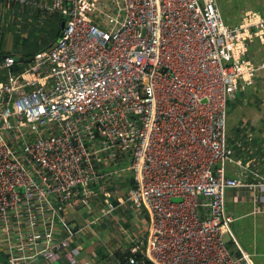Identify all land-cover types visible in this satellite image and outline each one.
I'll list each match as a JSON object with an SVG mask.
<instances>
[{"label": "built area", "instance_id": "built-area-1", "mask_svg": "<svg viewBox=\"0 0 264 264\" xmlns=\"http://www.w3.org/2000/svg\"><path fill=\"white\" fill-rule=\"evenodd\" d=\"M0 1L65 14L29 62L0 55V264H93L82 242L114 205L146 216L129 264H253L225 206L239 187L264 201V177L226 174L246 28L215 0ZM92 201L106 210L72 226Z\"/></svg>", "mask_w": 264, "mask_h": 264}, {"label": "crops", "instance_id": "crops-1", "mask_svg": "<svg viewBox=\"0 0 264 264\" xmlns=\"http://www.w3.org/2000/svg\"><path fill=\"white\" fill-rule=\"evenodd\" d=\"M215 3L224 23L246 28L240 33L238 45L243 50L238 54L245 67L252 70L251 75L245 74L236 81L227 96L226 149L232 161L226 165V174L255 183L258 176L264 177V0H215ZM39 16L35 9L21 11L11 3L0 1V55L13 54L18 64H24L52 44L59 37L65 14L59 11L41 20ZM41 21L52 28L57 24V35L50 28V32L37 38L32 24ZM29 33L32 43L25 44ZM18 37L22 42L16 40ZM257 193L252 187L227 189L225 206L234 217L230 228L237 243L250 253L253 264H264V201H254ZM114 206L82 242L80 256L90 257L93 264H129V239L145 229L143 212L131 205ZM104 210L106 205H79L72 209L74 213L70 214L68 209L67 212L73 217L75 227Z\"/></svg>", "mask_w": 264, "mask_h": 264}, {"label": "rangeland", "instance_id": "rangeland-1", "mask_svg": "<svg viewBox=\"0 0 264 264\" xmlns=\"http://www.w3.org/2000/svg\"><path fill=\"white\" fill-rule=\"evenodd\" d=\"M42 21H41V23L39 22V24L38 23H33L32 24V27H33V29H35V31H33V32H35V35L37 36V38H39V37H41V36H44L45 34H47L48 33V31L50 32L51 31V29H52V34L55 32V29L57 28V24H56V26H55V28H52L50 25L51 24H48V25H46V24H44V25H42ZM52 24H55V21L52 23ZM51 28V29H50ZM42 31L43 33H39V31ZM32 39H33V37H32V34L31 33H29V38L25 41V44H29V43H32ZM16 40H18V41H20V42H22V40L18 37V38H16ZM92 204H94V205H97V202H94V201H92ZM72 207H68V210H69V212H70V214H72V213H74V211H72ZM95 228H97V227H95ZM0 261H2L3 263H5V261H4V259L2 258V256H0Z\"/></svg>", "mask_w": 264, "mask_h": 264}, {"label": "water", "instance_id": "water-1", "mask_svg": "<svg viewBox=\"0 0 264 264\" xmlns=\"http://www.w3.org/2000/svg\"><path fill=\"white\" fill-rule=\"evenodd\" d=\"M64 22L61 23V27H63ZM19 60H23L22 57L19 58ZM224 241L227 243L229 241V237L227 235L224 236Z\"/></svg>", "mask_w": 264, "mask_h": 264}, {"label": "trees", "instance_id": "trees-1", "mask_svg": "<svg viewBox=\"0 0 264 264\" xmlns=\"http://www.w3.org/2000/svg\"><path fill=\"white\" fill-rule=\"evenodd\" d=\"M58 32H59V30H58ZM53 35L55 36V35H57V33H56V31L53 33ZM12 56H14L13 54H12ZM229 243V242H228ZM229 245H231V243H229ZM228 245V246H229ZM1 256V255H0Z\"/></svg>", "mask_w": 264, "mask_h": 264}]
</instances>
